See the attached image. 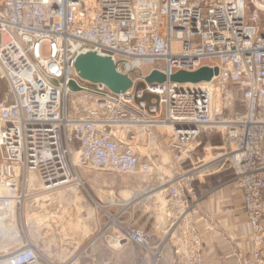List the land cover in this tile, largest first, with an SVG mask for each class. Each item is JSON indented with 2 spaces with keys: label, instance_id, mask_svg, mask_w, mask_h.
I'll return each mask as SVG.
<instances>
[{
  "label": "built area",
  "instance_id": "1",
  "mask_svg": "<svg viewBox=\"0 0 264 264\" xmlns=\"http://www.w3.org/2000/svg\"><path fill=\"white\" fill-rule=\"evenodd\" d=\"M261 14L264 0H0V78L7 88L0 103V213L12 203L16 211L32 195L31 172L48 192L80 185L82 166L149 173L150 162L140 158L132 140L137 129L165 124L173 132L176 171L161 185L172 222L154 245L143 230L122 225L116 238L146 249L152 264H206L210 229L206 216L195 213L194 182L209 168L230 170L226 184L238 202L225 211L240 212L249 229L247 256L239 250L231 264H264ZM88 52L109 57L134 85L113 93L82 80L75 62ZM204 65L218 73L202 85L167 80L136 86L147 66L169 76ZM219 84L233 86L242 107L227 121L217 112ZM219 124L220 152L194 164V142ZM184 162L192 167L178 171ZM0 264L52 263L31 239L21 238L0 250Z\"/></svg>",
  "mask_w": 264,
  "mask_h": 264
},
{
  "label": "rangeland",
  "instance_id": "2",
  "mask_svg": "<svg viewBox=\"0 0 264 264\" xmlns=\"http://www.w3.org/2000/svg\"><path fill=\"white\" fill-rule=\"evenodd\" d=\"M261 24L264 25V14H261ZM151 67H145L144 74L147 75ZM216 86H219V109L227 121L236 110L242 108L236 99L238 92L229 84ZM6 90V84L0 78V103ZM137 130L132 143L140 158L151 164L147 174L126 175L82 166L78 170L80 185H66L48 192L43 191L36 173H30L29 193L32 195L25 199V205L17 206L16 225L21 238L31 239L52 264H152L151 253L127 240L119 241L116 233H120L119 225L141 229L148 235V243L154 245L171 224L173 215L169 194L161 184L170 180L176 171L170 148L173 132L171 127L164 125L148 131ZM223 130L224 127L219 124L199 136L194 142V146L197 145L194 164L202 160L208 163L220 152ZM190 167V162H184L177 170ZM211 170L209 168L208 173L198 174L194 182L199 200L196 215L202 214L200 207L206 197L221 194V191L227 194L233 192L232 186L226 184L231 177L230 170L221 169L224 171L222 174L211 173ZM229 197L230 202L227 201L221 210L225 211L233 205L234 195ZM27 214L31 221L38 220L39 226L35 232L29 230ZM112 219L118 224H113ZM5 222L7 226L10 225L8 227L15 223L13 218ZM209 237L214 240L213 235ZM248 249L240 248L243 256H247ZM231 251L229 246L223 250L221 260L224 264H231L234 260L235 254Z\"/></svg>",
  "mask_w": 264,
  "mask_h": 264
},
{
  "label": "water",
  "instance_id": "3",
  "mask_svg": "<svg viewBox=\"0 0 264 264\" xmlns=\"http://www.w3.org/2000/svg\"><path fill=\"white\" fill-rule=\"evenodd\" d=\"M75 68L82 80L89 83L104 84L113 93L124 92L134 85L131 77L119 73L115 69V65L109 57L100 56L95 52L79 55L75 62ZM217 73V67L209 65L201 66L193 72L179 70L169 76L160 70L153 69L136 86L144 87L145 84L162 83L167 80L175 83L208 82ZM150 98V95L146 96L147 100Z\"/></svg>",
  "mask_w": 264,
  "mask_h": 264
},
{
  "label": "crops",
  "instance_id": "4",
  "mask_svg": "<svg viewBox=\"0 0 264 264\" xmlns=\"http://www.w3.org/2000/svg\"><path fill=\"white\" fill-rule=\"evenodd\" d=\"M223 172L222 170H215L213 173L222 174ZM232 194L234 197L232 198L233 205L231 207L237 206L238 200L236 199L235 191L230 194H227L226 191H221V194H211L202 200V207L200 208L202 214L207 218V222L205 223H207V227L210 229L205 238V254L208 258V264H224L225 262L221 260V254L228 246L230 249L232 248L231 253L239 251L240 248L248 247L247 237L249 229L241 216L242 214L236 212L235 215V212L229 213L221 210V207L226 206L230 202L231 197L229 195ZM209 235H213L214 240H210ZM222 237H224V241L221 239ZM166 255L167 259H170V249H167ZM211 255H214L215 259H209Z\"/></svg>",
  "mask_w": 264,
  "mask_h": 264
},
{
  "label": "bare ground",
  "instance_id": "5",
  "mask_svg": "<svg viewBox=\"0 0 264 264\" xmlns=\"http://www.w3.org/2000/svg\"><path fill=\"white\" fill-rule=\"evenodd\" d=\"M187 84H189V83H187ZM202 84H204V83L203 82L197 83V85H202ZM217 112H218V115L220 116L221 112H220L219 108H217ZM164 126L171 127V126L165 125V124H164ZM79 184H81V182H79ZM37 192H35V193H37ZM6 218H9L8 221H10L11 218H13L15 223L13 224L12 227H8L10 225H8V226L6 225V222H5ZM26 221L28 223L29 230L31 232H35L39 226V224H37L38 220L35 221V219H33L31 221V218L27 214ZM112 222H113V224H118V221H116L115 219H113ZM16 224H17L16 223V211H15V207L13 206V203H12L8 209H6L4 212L0 213V250L6 249V248L11 247V246L15 245L16 243L20 242L21 233H20V230Z\"/></svg>",
  "mask_w": 264,
  "mask_h": 264
}]
</instances>
